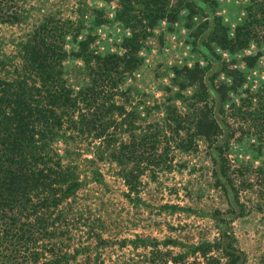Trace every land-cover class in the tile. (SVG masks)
Here are the masks:
<instances>
[{"label":"trees","instance_id":"obj_1","mask_svg":"<svg viewBox=\"0 0 264 264\" xmlns=\"http://www.w3.org/2000/svg\"><path fill=\"white\" fill-rule=\"evenodd\" d=\"M8 1L0 0V22H19L20 11ZM196 7L194 0H115L113 17L128 29L120 42L121 52H97L89 45L88 33L78 37L80 21L52 13L44 15L24 37L15 41L14 52L6 53L0 40V264H243L242 251L222 224L229 219L218 213L217 235L212 240L185 243L177 251L159 247L176 244L169 237L163 240L146 235L104 237L100 228L94 230L89 214L73 205L82 180L76 164L64 161L63 154L74 150L64 146L60 153L56 146L58 141L76 147L77 139L86 144L96 140L93 154L99 153L100 157L104 151L108 159L122 164L126 195L134 190L139 173L148 165L157 166L159 129L139 135L130 131L128 142L118 140L115 144L113 128L126 121L130 125L132 111L125 110L114 96L117 93L127 96L128 87L123 93L120 84L140 64L138 49L157 22L162 18L174 21L182 9L186 11L185 18L191 20ZM244 10L245 15L235 24L232 34L227 33V26L212 10V26L202 44L210 47L213 42L235 51L249 42L264 43V0H248ZM103 19L97 17L96 21ZM67 37L75 43L72 49L65 46ZM258 54L257 51L243 58L250 65ZM69 55L81 61L83 81L77 87L65 76L63 60ZM173 69L187 83H198L191 94L193 104L188 107L193 133L202 136L213 148L216 154L213 163L217 164L213 175L226 195L229 189L236 200L237 189L226 173L225 164L224 149L229 136L222 137L212 107L216 99L202 79L203 68L195 63L174 65ZM227 73L233 81L241 75L236 68ZM237 84L227 86L221 82L214 87L220 94L219 112L227 109H222V99L227 96L225 89H234ZM252 98L245 95L239 103L230 102L227 107L243 116L251 129L249 134L260 147L264 143V100L259 98L252 105ZM166 108L167 113L178 117L174 131L181 129L180 117L188 113L178 112L175 106ZM166 125L171 131L170 123ZM180 138L175 142L177 146L182 145ZM254 171L259 175L262 201L264 163ZM220 175L226 183L220 181ZM240 207L238 211L234 207L229 210L239 215ZM80 231L86 232V240L73 242L76 235H81ZM259 264H264V251Z\"/></svg>","mask_w":264,"mask_h":264},{"label":"rangeland","instance_id":"obj_2","mask_svg":"<svg viewBox=\"0 0 264 264\" xmlns=\"http://www.w3.org/2000/svg\"><path fill=\"white\" fill-rule=\"evenodd\" d=\"M194 1L198 8L191 20L185 18L186 11L182 9L174 21L162 18L157 22L138 49L140 64L120 84L121 90L128 87L127 96L121 93L114 96L123 103L125 110L132 111L130 125L126 121L113 128L114 143L118 140L128 142L130 131L139 135L159 129L157 166L148 165L140 172L135 189L126 195L128 188L121 174L123 165L108 159L104 151L100 157L99 153L93 154L91 150L96 140L86 144L77 139L76 147L58 141L56 146L60 153L64 146L74 150L63 154L64 161L76 164L82 180L73 205L89 214L94 230L100 228L104 237L146 235L159 240L169 237L176 244H159V247L177 251L185 243L212 240L217 235L218 213L229 219L222 224L227 226L235 246L242 251L243 264H259V256L264 251V200L259 199V175L254 169L264 163V143L259 147L249 134L251 129L241 118L243 116L233 113L227 106L230 102L239 103L245 95L253 96L252 105L259 98L264 100V43L249 42L235 51L213 42L206 47L202 40L212 26L213 12L227 26V33L232 34L235 24L245 15L244 6L248 0ZM8 4L20 11L21 19L16 23L0 22L1 48L6 53L14 52L15 41L50 13L80 21L82 28L78 37L88 33L89 45L97 52H121V39L128 34V29L113 17L115 0H9ZM101 16L104 19L98 23L97 17ZM74 45L67 37L66 48L72 49ZM257 51L259 54L248 65L243 56ZM63 63L66 78L77 87L83 81L81 61L69 55ZM195 63L203 68L202 79L216 99L212 107L221 125L222 137L229 136L224 149L225 164L226 173L237 189L236 200L229 187L226 195L213 175V169L217 172L213 148L202 136L193 133L188 107L193 104L191 94L198 88V83H187L173 69L174 65L192 66ZM232 68L241 73L236 81L227 73ZM221 82L227 86L239 82L236 88L225 89L227 96L222 99V109H227L222 113L218 111L220 94L214 89ZM168 106H175L180 113H188L180 117L181 129L177 128V131L173 128L178 117L172 112L167 113ZM166 122L170 123L171 131ZM180 136L182 145L177 146L175 142ZM220 181L226 183L222 175ZM248 182L251 184L246 185ZM231 207L237 211L240 207L242 213L234 215L233 210H229ZM79 234L73 242L86 240L85 231ZM111 256H115L114 252Z\"/></svg>","mask_w":264,"mask_h":264}]
</instances>
